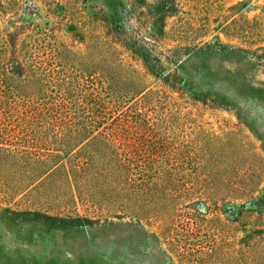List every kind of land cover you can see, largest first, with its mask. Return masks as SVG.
Wrapping results in <instances>:
<instances>
[{
    "label": "rangeland",
    "instance_id": "374dc122",
    "mask_svg": "<svg viewBox=\"0 0 264 264\" xmlns=\"http://www.w3.org/2000/svg\"><path fill=\"white\" fill-rule=\"evenodd\" d=\"M127 2L136 10L127 11ZM175 5L164 36L151 46L142 0H0V94L7 105H20L12 94L31 89L24 83L27 75L14 74L10 65L13 58L31 55L29 43L35 39L40 56L53 53L66 61L84 55L95 36L109 39L115 24L136 30L142 50L115 45L126 66L158 94L129 96L119 110L148 151L190 152L198 186L224 191L237 183L231 175H242L247 167L257 172L261 183L252 204L246 198L229 207L231 200L223 202L222 192L192 198L201 201L194 217L196 239L211 247L231 236L232 247L245 250L249 233L264 237V0H175ZM240 17L262 24L259 41L249 44L226 33ZM197 28L203 33L196 34ZM143 50L160 58L167 82L147 72L136 54ZM13 210L0 204V264H182L154 221L88 213L77 203L67 215L80 221L62 226L24 221Z\"/></svg>",
    "mask_w": 264,
    "mask_h": 264
},
{
    "label": "trees",
    "instance_id": "16d2710c",
    "mask_svg": "<svg viewBox=\"0 0 264 264\" xmlns=\"http://www.w3.org/2000/svg\"><path fill=\"white\" fill-rule=\"evenodd\" d=\"M142 2L146 11L140 14L149 21L147 43L152 46L165 34V19L176 12L175 0ZM136 8L133 2L125 6L129 12ZM133 32L115 24L109 39L95 36L84 55L72 54L66 61L53 53L40 56L35 39L29 43L31 55L24 61L12 59L10 69L27 75L24 83L31 89L12 94L20 105H7L0 94V204L12 205L13 216L21 220L64 226L80 221L67 215L79 203L88 213H123L156 222L182 264H264V237L255 232L245 238V250L233 248L231 236L211 247L194 236L201 201L193 203L192 198L222 192L223 202L231 200L229 207L246 198L252 204L261 183L256 171L252 174L247 167L242 175H231L237 183L224 191L198 186L196 159L190 152L148 151L130 131L121 103L129 96L158 94L126 66L115 45L142 50V39ZM226 33L251 44L260 40L263 27L240 17L229 23ZM136 54L147 72L167 82L157 55L145 50Z\"/></svg>",
    "mask_w": 264,
    "mask_h": 264
}]
</instances>
